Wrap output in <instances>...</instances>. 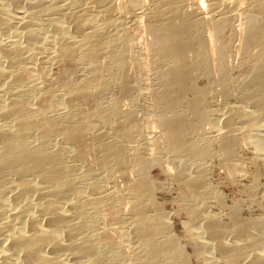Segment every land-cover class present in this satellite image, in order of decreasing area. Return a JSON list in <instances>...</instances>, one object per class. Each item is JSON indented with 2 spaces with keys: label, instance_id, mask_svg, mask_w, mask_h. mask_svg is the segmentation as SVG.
Returning <instances> with one entry per match:
<instances>
[{
  "label": "rangeland",
  "instance_id": "374dc122",
  "mask_svg": "<svg viewBox=\"0 0 264 264\" xmlns=\"http://www.w3.org/2000/svg\"><path fill=\"white\" fill-rule=\"evenodd\" d=\"M133 1L134 0H14L15 5L10 6L8 0H0V13L6 17L9 25L7 29H0V45H9L10 48L8 53V59H10L8 62L4 61L0 56V71L3 70L4 73L9 75L8 77L4 76V78H0V110L3 107L2 103L5 104V101L15 99L16 101H21L22 104L25 103L29 109L36 112L44 105V95H47L48 92L51 98H57L59 101V107L56 111H54L55 115L51 111L47 112V117H53L54 115L58 121V126L68 124L67 122L69 119L71 122L73 121L69 117L73 112V108L68 107L70 105L63 104V97L64 99L66 97L65 95H62L66 92L63 87L68 83L82 84V80L88 75L85 62L83 63L79 60V52L83 50V46H81L82 39H79L80 37H77L78 34L76 35L74 33V25L72 23V19L74 17L80 18L77 23L80 26L82 23L84 24L85 21H92L91 24L96 27L99 26L98 28L102 27L101 23L107 17L106 19L108 20L109 25H106L107 27H103V34H101L102 38L100 39L101 46L98 54L99 57L97 56L102 65L105 63L110 64L112 62L109 52L112 51L113 53H117V51H123L125 53L127 50L122 67L113 63L110 69V75L105 74L102 76L103 80L101 79V81L103 83L101 82V84L105 83L106 87L105 85L103 87L102 85L94 84L89 87L92 92H95L97 86H99L97 88H101L103 91H98L101 92L98 96L100 100L98 98L96 99L99 107H92L91 105L88 106L89 112L93 111L94 116L92 115V112H90L92 116L90 115V118L87 119L90 120V123L88 122L89 124L86 123V126L90 128H88L89 133L87 130L82 131V135L90 138L86 140L87 143L85 144L87 149L90 147V151L87 150L89 152L86 151L87 153L83 158L74 157L71 154L72 152L70 146L61 135H58L55 138L48 137V139L47 137L40 136L38 131L33 128L31 130H27L26 132L28 133L25 134V136L27 135L26 137L30 147H38L40 141L47 139L45 141L48 148H50L49 150L58 153L59 156H56L58 157L56 165L68 171L66 173V180L68 179L67 181L69 184L74 182L71 187L74 189L72 191L77 193L79 196V200L76 202V205L78 206L72 205V199L75 197L72 191L67 190L64 194L57 195L54 191L52 192L54 189L53 184L51 185V183L47 181L45 183V180L38 176L39 174H27L28 176L24 175V177H26L24 180H26L29 189L23 194L19 195L18 193L17 195L16 191L18 192V188L13 177L6 174L3 181L9 183V185L6 184V187L3 189L4 192L2 191L3 193L0 194V223L6 222L10 226H13L15 223L19 222L22 226L26 227V230H28V225L26 224L27 226H25L24 224L28 223L32 219L39 229L50 230L53 236L59 240L58 245L62 248H59V250L54 252H50L46 245H42V247L40 246L41 250L40 248V251L38 250V254L40 252L41 253L39 255L43 254L44 256L52 254L50 257L54 256L53 258L61 262V264H88V262L89 264H92L91 259L93 258V255H85L84 257V254L82 255L77 253V250L75 252V249L77 248L76 246L78 245L77 241L83 238V236L84 240H86V244L90 241L88 245H91L96 253L100 254L102 252V256L106 258V263L151 264L145 255L143 244L139 242V238H137L133 232V218L135 219V214L132 211V204L136 203L138 200L140 201L137 202V205L143 202L145 206L142 204L140 206L144 207V214L147 218H151L155 214V209L154 206L146 199V195H137L136 198L133 188L131 190V187H129L139 175L145 174L147 180L153 185V199L160 206V208H162V213L170 222L173 234L178 239L180 247L183 248L184 254L188 257V263L244 264V259L248 258L250 254L249 250H246V242H248L249 239L248 236L244 237V239H240L235 236L233 232L235 227L232 223V215L237 212L241 214L240 216L244 219H262L264 222V208H262L264 198V164L256 151V147L252 144V140L257 141L258 138L259 140H264V127L259 129L257 128L252 131L247 128L246 131V127H244L243 123L244 120L241 118V114L237 112V108L235 106L237 105L236 102L240 104L245 102L241 103V100L237 97L238 95L240 97L243 93V87L248 84L251 75L255 71L257 62L260 58H264V0H180L181 3L185 4V6L180 9V12H191L192 8L196 7L195 4H199L200 6L202 5L201 8L204 7L202 9L203 15H200L199 18H192L195 25V32L197 30L200 31V41L195 46L196 50L199 49L200 51L203 50V52H205V38L212 35V44L214 46H217L220 43V39L218 40L220 36H222V39H224L225 42L230 41L231 45L230 55L228 54L226 60L223 61L225 63L221 62V64L216 57H212L211 61L213 62V67L215 68L216 66V68L213 69L211 65L208 66L210 69L209 72L211 71L210 73L212 74H210L212 77L210 81L213 80L211 84H209L208 79H205L201 70H199V72L198 70L196 72L194 71V74L192 73L193 81L190 85L195 86L196 89L201 88L203 91L196 96L198 97L196 98V102H199H197V104H201L200 106L197 105V110H199V113L197 111V114H199V116H197V121L201 122L203 130L201 127L198 128V126L196 131L193 130L194 132H188L186 135L188 138H186L190 141V139L195 137L194 141H191L195 144L200 141L202 143L200 145L209 149L205 152L207 154L209 152V155L206 156V154L203 153L200 160L193 158L195 160H192L193 162H191L192 158H183L182 160V158H180L181 156L179 157L174 155V153L172 154L168 148L169 143H166L168 142L166 136L162 135L165 138H161V134L163 133L162 128L160 129V127L158 128L157 126L158 119H164L163 117H166L167 114L165 110V103H163L164 105L161 104V101L158 103V99H156V94H158V91L163 88V84H161L162 82L159 81L160 78L157 77L159 67L162 65L163 68L167 62L163 61L161 58L160 60L155 55L154 51L151 50L152 48L150 49L148 45L146 46L149 35L147 34V31H145V25H148L146 23H148L150 19H148L149 16H142L138 13L144 9H147V12H151L153 11V8H164V6H162L164 3L162 0H140L143 1L142 4L143 6L145 4V6L143 9L139 10L138 7H135L132 4ZM219 1L225 6H228L230 10L228 11L229 14H226L228 16L227 23L224 25L223 31H220V33L218 29H216V25L219 24L217 22L219 19L218 14L217 12L215 13L212 11L218 4L223 5ZM258 1L260 3H258ZM52 4L54 7H57L55 8L57 10L53 12L45 11V8L52 6ZM256 4L257 6L259 5L260 8L256 9ZM104 9H108V13L104 12V14ZM101 15L105 16L104 19H102ZM249 17L254 19V22L256 20L255 23H257L259 27L261 26L260 33L262 34L260 37L263 40L260 38L259 40L261 42L259 40L254 42L255 44H252L254 46L251 45V48H248L249 51L243 53L242 47L244 49V44L242 43H245L244 37L249 29V23L252 22ZM107 20L105 22H107ZM24 28L29 31L25 32ZM30 33L33 38L29 37ZM27 37L31 38V41H29ZM63 40H67V42H71L76 48L77 46L79 48V50L77 48L78 51L73 59V63H75L76 66L74 74L69 73L66 75L62 73L61 65L57 59L59 45ZM258 50L262 55L257 53ZM189 56L191 57V55ZM257 57L258 59L256 60ZM213 58L216 59L215 62ZM248 58L251 59L247 60ZM190 59H192V57ZM19 66L26 68L31 74V82L26 83L28 85H25V87L24 85L20 86L18 84H13V82L11 83L10 81V76L15 74ZM222 66L223 69H221ZM251 69L253 70L252 72ZM222 76L226 77L225 80H227L225 81L227 82L225 88H222L219 86L220 84H218L219 79L222 78ZM123 85L125 87L128 85L125 88L127 91V93L126 91L124 92L125 94L122 93V87H124ZM205 86L209 88H205ZM262 91L264 92V87L261 92ZM185 93H183V96L186 99L193 98V95H191L192 93ZM245 104L246 103L243 104L244 106L241 111L250 113L251 108L249 106L245 107ZM163 106L164 108L162 109ZM179 106L180 105L176 107L175 111L178 110L177 112L179 113L185 112L184 109H186V106H184V104L180 107ZM116 109L118 111H115ZM113 110L116 113H114ZM220 112L223 116V120L225 117H227L226 120H230L228 121V124L231 125L230 134L233 133L231 135L232 137L234 136V155L229 159L230 163L232 162L237 170L235 174H232L226 167L227 165H225L227 160L223 157V151H221L222 148L220 146H218L219 148L217 147L219 142L218 139L216 140V138H214L216 134L210 133V131H213L214 129H210L209 125L206 124L207 122H209L210 125H212V123H216L217 126H215V124L212 126L217 128L220 127L219 129L224 131L225 125L223 126V124H225L224 122L226 120L224 122L218 121L219 118L217 117L221 116ZM123 113L130 116L128 117ZM217 114L220 115L217 116ZM3 118L4 119H0V125L3 128L6 127L5 129H7L6 131L10 136H16V130L12 129V117H6V119L5 117ZM203 122H206L205 124L208 127L205 124L203 125ZM255 122V126H262L264 123V112H262V115H258L256 117ZM90 124L92 125L90 126ZM120 128H122L120 130L121 132L119 131ZM208 129H210V131H208ZM124 132H129L130 136L129 134H127V136H122L121 133ZM196 132L199 134H195ZM12 133L13 135H11ZM96 133L103 136L101 138L102 143H106L107 141V144H110V147L105 148V151L107 150L106 152H108L109 148H112V150L116 148V150H121V153H123V161L121 162L122 165H120L121 163L119 164L121 167L119 165H115L112 159H106V164L104 161L102 162L100 160L97 162L98 156H96V154L98 155L101 149L98 146L100 144L99 140H94V136L97 135ZM90 136L93 137V139ZM197 136L199 137L196 138ZM200 137L203 142L200 140ZM195 139H199L198 142ZM204 139H206V142ZM89 140L90 142H88ZM199 143L197 145H199ZM178 169H181V171H177ZM199 171L200 173H198ZM194 172L196 174H200L201 176L202 174L204 175L202 176L204 177V184L207 185L204 190L208 192L206 195L203 194L195 198V200L190 203L186 197L180 193L179 182L175 176H180V174L181 176H190L192 174V176H194ZM91 184L95 185L94 192L90 191ZM40 195L44 196V200L47 198L45 201L49 200V203L51 202V208L56 207L55 211L60 216H63L62 219H67H65L67 222L63 219L65 225H63V223H60L59 225H50L48 223L50 212L47 210L49 212L47 214V211H45L46 208L41 206ZM216 195H218V198ZM219 198L221 199L219 200ZM92 199H99L98 202L100 206L98 205L96 209L89 208V206L86 205V201ZM109 199H112L115 203L117 202L116 204L114 203V205L118 209L116 211L118 214L114 212V214L109 215L110 213L107 211L106 206ZM104 201L105 203H103ZM101 203L103 204L101 205ZM192 206L196 207L194 208V210L196 209V212L192 210ZM73 207L76 208L77 212L82 211L81 215H83V218L86 221L88 220L89 222L94 223L95 227L93 229L76 228V230L73 226L78 223L80 218L75 214V209ZM22 208L25 209L24 213ZM228 208L229 210H233V212H231V218V213ZM198 212L199 218L197 217ZM204 212L206 214L210 213L212 215H217V218L219 219V230L222 233L221 237L224 242L227 244L229 243V245L237 249L238 252L242 251L244 253L247 251L244 254L241 253L244 258L242 259V262L241 259L237 260L239 261L238 263H232L227 260L224 258V255H221L219 251H216L210 241H207L210 242L209 245L203 242L205 244L203 248L205 252L201 251V254L198 252V249L195 248L196 244L193 239V235L195 234V230H197L198 222L200 223L202 221L200 216H202V214L204 215ZM67 224L71 226H68ZM72 228L75 230L73 229V231ZM97 233H104L113 241L115 240V243L117 241V244L120 245H117V248H120L119 250L121 253L117 254L116 248L107 246L101 242ZM65 240L68 247L65 246ZM73 243L74 248L72 246ZM260 244L259 250L257 249V246L255 248L257 252L264 251V243L262 242ZM242 246L246 248H242ZM239 248L241 251L238 250ZM194 250L198 253L195 254ZM241 254L240 257L242 256ZM15 259L16 258L6 259V264H19V261ZM161 261L159 262L160 264H168L167 260L166 263L164 259ZM4 263L5 260L3 264Z\"/></svg>",
  "mask_w": 264,
  "mask_h": 264
},
{
  "label": "bare ground",
  "instance_id": "6f19581e",
  "mask_svg": "<svg viewBox=\"0 0 264 264\" xmlns=\"http://www.w3.org/2000/svg\"><path fill=\"white\" fill-rule=\"evenodd\" d=\"M142 2L143 1H140V0H134L132 4L135 7H138V9L140 10V9H143L145 6V4L143 6ZM162 2L164 3L162 6H164L165 10L162 7H158V8H153V11H151V12H149V11L147 12L146 11L147 9L146 10L144 9L141 12L139 11V13H138L142 16L143 15L149 16L148 19H150V21L148 23H146L148 25H145V27H146L145 31H147V34L149 35L148 43L146 44V46L148 45V47H150V49L152 48L151 50L154 51L155 55L159 59L161 58L163 61L167 62L166 65H164V63L162 62L164 65L163 68H162V65H160V67H159V73H158L157 77L160 78L159 81L162 82L161 84H163V88H162V90L158 91V94H156V99H158L157 100L158 103L160 101H161V104L165 103V106H166L165 110H166L167 114L165 113L166 117H163L164 119H162V118H161L162 120L158 119V125L157 124L156 125L158 126V128L159 127H160V129L162 128L163 133H165V134H163V133L161 134V138L163 137L162 135L166 136L167 141H168L166 143L167 144L169 143L168 144L169 147L167 145L166 146L170 149L172 154L174 153V155H176V156H179V157L181 156L180 158H182V160H183V158H185V159L186 158H189V159L192 158L191 162H193L192 161V160H194L193 158H196V160L197 159L200 160V158H202V156H203V153L207 152V150H209V149L200 145L202 143L200 141H199L200 143L198 142L199 139L198 140L195 139L199 143V145H197L198 143L195 144L193 142L195 135L193 136L194 137L193 139H190V137H189L190 141H188V139H187L188 136H186L188 132L193 131V130L196 131L198 126H199L198 128L201 127V122L197 121V119H198L197 116H199V114H197V111L199 113V110H197L198 109V107H197L198 101L196 102V98H198V97H196V96H198L203 91L201 90V88L196 89L195 86L190 85V83L192 84V81H193L192 73L194 71L196 72L198 70V72H199V70H201L203 72V76H205V79H208L209 84H211V82L213 80L210 81V79H212V77H211L212 74L210 73L211 71L209 72L210 69L208 68V66L211 65L213 67V64H212L213 62L211 61L212 57H216L217 60L220 61V63L225 61L226 57H228V54L231 51V45H230V41L225 42V40L222 39V36H220L218 38V40L220 39V43L217 46H214L212 44V36H213L212 35V36H209L208 38H205V40H206V45H205V50H204L205 52H203V50L200 51L199 49L196 50L195 46L200 41V38H199V36H200L199 32L200 31L197 30L195 32V30H194L195 25H194V21L192 20V18L193 17L199 18L200 15H203L202 9L204 7L201 8L202 5L200 6L199 4H195L196 7L195 8L193 7L191 12H187V11L180 12V9L185 6V4L181 3L180 0H162ZM8 3L10 6L15 5L14 0H8ZM217 3H213V4H217ZM220 3H222V2H220ZM258 3H260V2L258 1ZM257 4L255 6L256 9L260 8L259 5L257 6ZM55 8H57V7H54L52 4V6L46 7L45 11L53 12V11L57 10ZM161 9H163V10H161ZM190 10H191V8H190ZM212 11L215 13L217 12V14H218L219 19L217 20V22L219 24L216 25V29H218V31L220 33V31H223L224 25H226V23H227L228 16L226 14L228 13V11H230L229 7L225 6L224 4L223 5L218 4L216 6V8H213ZM104 12L108 13V9L103 11V13ZM101 16H102V19H104L105 16L104 15H101ZM106 18L102 21V23H101L102 27L100 26L101 28H98L99 27L98 25H97L98 27L93 26L91 24L92 21L91 22L85 21V23L84 24L82 23V25L80 26L77 24L78 20L80 19L79 17H74L72 19L73 20L72 23L74 25L73 26L74 33L76 35L78 34L77 37L78 38L80 37L79 39H82L81 40V46H83V48L82 47L81 48L83 50H81V52H79L80 53L79 54V57H80L79 60H81V62H83V63L85 62V67L87 66L86 68L88 71V75L86 77L84 76L85 78L82 80L83 81L82 84H70L67 82L68 84L64 85V87H63L64 90L66 91L65 93L62 94V95L66 96L65 99L63 97V104L64 105H70L68 107L73 108V112L69 116L73 120L72 122L68 117L70 123L68 121L67 122L68 124L58 126V121H57L56 117H54V115H55L54 111H56L57 108L59 107V103H58L59 101L57 100V98H51V96L48 92H47V95H44L45 96L44 105L42 104L43 106H41L36 112L29 109L25 103L22 104L21 101L19 102V101H16L15 99L5 101V104H3L1 101L3 107L0 110V119H4L3 117H5V119H6V117L7 118L12 117V120H11L12 121L11 123H13L12 129L16 130V133H15L16 136H10L6 131L7 129H5L6 127L3 128L0 125V194L4 192L3 189L6 187V184L9 185V183L3 181V178H5L6 174L13 177V179L16 183V186L18 188V192L16 191L17 195H18V193H19V195L23 194L24 192H26L29 189V186H28L26 180H24V178H26V177H24V175H27V174H34V175L39 174L38 176L40 178H42L43 180H45V183L47 181V182L51 183V185L53 184L54 189L52 190V192L54 191V193H56L57 195H62L67 190H70V191L74 190L71 187V185L74 182L72 183L70 181L72 184H69L67 181L68 179L66 180V178H67L66 173L68 171L65 169H62L61 167H58L56 165L57 160H58L57 159L58 157H56V156H59V155H58V153H55V152H52L49 150L50 148H48L47 143L45 141L47 139H43L44 141H40L38 147L33 148V147L29 146L30 144H28V140L26 137L27 135L25 136V134L28 133V132H26L27 130H31L33 128V129H36V131H38L40 136H44L47 138L48 137L55 138L58 135H61L62 138H64L65 141L67 142V144L70 146L71 152H72L71 154L74 157L83 158L86 155V153L90 151L89 150L90 147L87 149V147L85 145L87 143L86 140H88L90 138L88 136L82 135V131L87 130L89 133L90 128L86 126V123H88L90 121V120H87L90 118V115H91L90 112H92V115L94 114V112L93 111L89 112L88 106L91 105L92 107H99L98 102H96V99L98 98L99 94H101V92H98V91H100V90L103 91V89L97 88V87H99V86H97L95 92H92V91H90L89 87L92 84L102 85L103 87L105 85V87H106L105 83L101 84L102 76L105 74L110 75V69H111V66L113 65V63L118 65L119 67H122L124 60H125V53L127 54V50L125 53L123 51H119V52L117 51V53H113L112 51L109 52V54L111 56L110 58L112 61V62L111 61L110 62L112 64L111 63L110 64L105 63L106 65L105 64L102 65V63L100 62V59L97 58V56L100 52V46H101L100 45V39L102 38L101 34H103L102 33L103 27H107L106 25H109V22ZM249 18L251 19V17H249ZM86 20H88V19H86ZM106 20H107V22H105ZM251 20H252V22L249 23L250 24L249 29L248 30L246 29L247 30L246 36L244 35L245 36L244 37L245 43H242L243 41L241 42L242 44H244V49L241 46L243 53H246L247 51H249V49L251 48V45L254 42H257L261 38L260 36L262 34V33H260L261 32L260 31L261 26L259 27L258 24L255 23L256 20H255V22L253 21L254 19H251ZM176 21H178V22H176ZM8 27H9V25H8L6 17H4L0 13V29L1 28L7 29ZM24 29H25V32L29 31L26 28H24ZM209 30H211V29H209ZM207 33H208V30H207ZM207 33H205V34H207ZM244 33H245V31H244ZM147 34H146V36H147ZM215 34H216V32H215ZM31 35H32L31 33H30V36L28 34L29 37H31ZM29 37H27V39H29V41H31V38H33V37H31V38H29ZM201 40H202V38H201ZM261 40H263V39L261 38ZM199 45H200V43H199ZM252 46H254V45H252ZM257 47H259V46H257ZM77 48H78V46H77ZM77 48L75 47V45L73 43L67 42V40H63L61 42V44L59 45V50H58V52L56 51L58 53V57L57 56L56 57H57L60 65H61L62 73L66 74V75L69 73L74 74L76 66H75V63H73V59H74V56L76 55V52L79 50V48H78V50H77ZM263 48H264V46H263ZM122 50H124V49H122ZM9 51H10L9 45L8 46L7 45H0V52H1L0 56L6 62H8L10 59V58L8 59ZM19 52H20V49H19ZM262 52H263V50H262ZM257 53H259V50ZM189 55H191L192 59H190L191 57ZM260 55H262V54H260ZM75 58H77V57H75ZM100 58H101V56H100ZM57 59H55V60H57ZM244 59H246V58H244ZM249 59H251V58H248L247 60H249ZM253 59H254V57H253ZM257 59H258V57L256 58V60ZM215 60L216 59H214V62H215ZM247 60H245V61H247ZM223 63H225V62H223ZM215 68H216V66H215ZM215 68L213 67V69H215ZM221 69H223V66L221 67ZM252 71L253 70L251 69V72ZM30 75H31L30 71L28 72V70L26 68L19 66V68L15 72V74H13V76H10V79H11L10 81H11V83L13 82V84H18L20 86L24 85V87H25V85H28L26 83L31 82ZM4 76L8 77L9 75L4 73L3 70L0 71V78L1 77L4 78ZM201 76H202V74H201ZM128 77H127V79H128ZM217 78H219V77H217ZM225 79H226V77H224V76H222V78L219 79L218 84H220L219 86H221L222 88H225V86L227 85L226 84L227 82H225L227 80H225ZM122 82H123V80H122ZM245 83H246V81H245ZM126 87L125 86L122 87L123 88L122 93H124L126 91V89H125ZM263 87H264V58L263 59L260 58V60L256 64L255 71L251 75V78H250L248 84L244 85V87H243L244 88L243 93L240 95V97H239V95L237 97L239 100H241V103H243L245 101L244 102V103H246L245 107L249 106L251 108L250 113H247L245 111H243V112L241 111L242 107L244 106L243 105L244 103L240 104V103L236 102L237 105L235 106L237 108V112L239 114H241V116H242L241 118L244 120L243 123H244V127H246V129H245L246 131H247V128L252 131V130H255L257 128L259 129V128L264 127V123L263 124L261 123L262 124V126L260 125L261 127L258 125L255 126L256 125L255 124L256 123L255 122L256 117L258 115H262V112H264V92L263 91L261 92ZM205 88H209V87L205 86ZM226 89H227V87H226ZM185 92H189L190 94L192 93L191 95H193V98L192 99H186L183 96V93H185ZM126 93H127V91H126ZM235 95H237V94H235ZM182 104H184V106H186V109H184L185 112L179 113V112H177L178 110L175 111L176 107H178V105L181 106ZM200 105L201 104H199L198 106H200ZM163 108H164V106L162 107V109ZM97 109H99V108H97ZM243 110H245V109H243ZM49 111L54 113L53 117H47V114H48L47 112H49ZM115 111H118V110L116 109ZM113 112H114V110H113ZM114 113H116V112H114ZM98 114H100V113H98ZM123 114H125V113H123ZM204 114H206V113H204ZM220 114H221V112H220ZM220 114H217V116ZM126 116L129 117L130 115H126ZM217 118H219L218 119L219 122H224L227 117H225V119L223 120V116L221 114V116H219ZM104 120H105V118H104ZM243 120H241V121H243ZM228 121H230V120L227 119L224 122L225 124H223V126L225 125L224 128L226 131L224 129H223L224 131H222L221 129H219L220 127H218V128L215 127V126H217L216 123H214L215 124L214 127L212 126V125H214L213 123H212V125H210L209 122H207V123L203 122L202 124L204 125L206 123L207 125H209L210 129H212V128L214 129L213 131H210V129H208V131H210V133L216 134V136H214V138H216V140L218 139V142H219V144H217V147L220 146L222 148V150L221 149L220 150L223 151V153H222L223 157L227 160L226 161L227 163L225 165H227L226 167L229 169V171L232 174H235L237 172V170L235 169V166L232 164V162L230 163V159H229V158H232L234 155L233 147L235 145L233 144V140H234L233 137L234 136L232 137V135H231L233 133L230 134V126L231 125L228 124ZM91 125L92 124H90V126ZM219 126H221V125H219ZM203 128H204V126H203ZM121 129L122 128H120L119 131ZM160 129H158V130H160ZM201 129H202V127H201ZM206 129H204V130H206ZM131 131H130V133H131ZM208 131H206V132H208ZM126 132L121 133V135L127 136V134H129V136H130V133L129 132L126 133ZM232 132H234V131H232ZM197 133L198 132H196L195 134H197ZM96 134L97 135L94 136V140L95 139L97 141L99 140L100 144L98 146L101 149L99 154L98 155L96 154V156H98L97 162L100 160L102 162L104 161V163H105L106 159H110V160L112 159L115 165H119L123 161L122 160V158H123L122 154L123 153H121V150L120 151L116 150L117 148L115 147L116 149L112 150V148L111 149L109 148L108 152H106L107 150L105 151V148L110 147L109 146L110 144H107V141L105 139L104 140L106 141V143L105 142L102 143L101 138L103 136H101V134H98V133H96ZM204 134H206V133H204ZM11 135H13V133ZM207 135H206V137H207ZM210 136H212V135H210ZM198 137L199 136H197L196 138H198ZM53 138H51V139H53ZM91 138L93 139V137H91ZM129 138H131V137H129ZM163 138H165V137H163ZM191 140H193V141H191ZM200 140L203 142L201 137H200ZM204 141L206 142V139H204ZM249 141H250V139H249ZM263 141L259 140V138H258L257 141L252 140V144H254V146L256 147V151L258 152V155H259V157H261L260 159L262 160V162L264 164V142ZM88 142H90V140ZM205 142H204V144H205ZM109 143H111V142H109ZM207 143H206V145H207ZM118 149H119V147H118ZM87 150H89V151H87ZM91 153H92V151H91ZM168 153L170 154L169 151H168ZM205 154L207 156V155H209V152H208V154L207 153H205ZM84 161H86V160H84ZM120 165H122V163ZM189 165H190V163H189ZM86 171H87V169H86ZM177 171H181V169L180 170L178 169ZM192 173H193V171H192ZM198 173H200V171ZM198 173L197 174L195 173L196 176L195 175L192 176L193 174L190 176L189 175L181 176V174H180V176H175V178H177L178 179L177 181L179 182L180 193L182 195H184V197H186V199L190 203L193 202L195 200V198H197L203 194L206 195L208 192V191L206 192V190H204L207 187V185L204 184V177H202L204 175L201 173L202 174V176H201ZM129 187H131V190L133 188V192L135 193L136 198H137V195H142V196L146 195L147 196L146 199L149 201L150 204H152L154 206V209H155V214L151 218H147L146 215L144 214V207L140 206L141 204L144 205L143 202L141 204L137 205V202L140 200H138V201L136 200L137 202L132 204L133 205L132 211L135 214V219L133 218V220H134L133 232L135 233L137 238H139V240H140L139 242H141L143 244V246H144L143 249H145L144 251H145V255H146L148 261H150L151 264H158L162 259H164L165 263H166V260L168 261V264H190V263H188L187 255L184 254L183 248L180 247L178 239L175 237V235L173 234V231L171 230L170 222L168 221L166 216L162 213V211H161L162 208H160V206L153 199V192H152L153 191V185L151 184V182H149L147 180L146 175L145 174L139 175L137 177V179H135V181ZM94 188H95V185L91 184L90 185V191L94 192ZM209 188H210V186H209ZM72 193L75 195V197L73 196L74 199H72V202H73L72 205H76V202L79 200L78 199L79 196L77 195V193H75L73 191H72ZM216 196L218 198V195H216ZM46 199L47 198H45V200ZM142 199H143V197H142ZM220 199L221 198H219V200ZM45 200H44V196L40 195L41 206L46 208L45 211L49 210V212H50V218L48 216V218H49L48 223L50 225H57V224L59 225L60 223L61 224L63 223V225H65L64 221H66L67 219L65 218L66 219L65 220L63 218L64 219V221H63V219H62L63 216H60L55 211L56 207L51 208V206H50L51 202L49 203V200H47L48 202ZM143 200H141V201H143ZM98 201H99V199L87 200L86 205L89 206V208L96 209V207H98V205L100 206ZM103 203H105V201ZM103 203H101V205ZM114 203L115 202L112 199H109V201L106 203L107 204L106 205L107 211L110 213L109 215L114 214V212H116L118 210L116 208V206L114 205ZM223 204H224V202H223ZM76 206H78V205H76ZM194 206H195V203H194ZM25 207H26V205H25ZM24 208H22L23 213L25 212ZM194 208H196V207H193L192 210H194ZM262 208H264V198H263ZM74 209L73 210L75 211V214L78 215V217L80 218L78 223L76 222L77 224L75 226H73L75 229L76 228H78V229L79 228H86V229L91 228V229H93L95 227L94 223L89 222L88 220L86 221L83 218V215H81L82 211L77 212L76 208H74ZM80 209H81V207H80ZM228 210H229V208H228ZM230 210H229L230 213L233 212V210H231V211ZM0 211H1V209H0ZM74 211H72V212H74ZM49 212L47 211V214ZM194 212H196V209L194 210ZM116 213L118 214V212H116ZM71 215H73V214H71ZM197 215H198L197 217L199 218V212ZM231 215H232V213L230 214V218H231ZM240 215L241 214H239L237 212L232 215V223L234 224V227H235L233 232H234L235 236H237V238H240V239H244V237L248 236L249 241L246 242L247 248L242 246V248L244 247V248H246V250H249L250 254H249L248 258H245V259L243 258V255L241 254L243 252L240 250L241 246L238 249L241 252H238L237 249H235L233 246H230L229 243L227 244L226 242H224L222 240V237H221L222 233L219 230V219L217 218V215L216 214L212 215L210 213L206 214L205 212H204V215L202 214V216H200L202 221L200 223L198 222L197 230L194 229L195 234L193 233L194 234L193 239H194L195 244H196L195 248L198 249V252L200 254H201V251L205 252V250H203L204 245H205L203 242H205L208 245L211 242L213 244L214 248L216 249V251L217 252L219 251L221 253V255H224V258L231 261L232 263L233 262L238 263L239 261H237V260H240V259L242 262L243 261L242 259H244L245 260L244 264H264V255H263L264 251L257 252V250H255L256 246L258 247L257 249L259 250V245H261L260 243H262V242L264 243V222L262 221V219H257V220L256 219L255 220L244 219ZM24 225L27 226V228L29 227L28 230H26V227L22 226V224H20L19 222L15 223L13 226H10L6 222L0 223V264H3L4 260H5L4 264H6V259L8 260V259H12V258H16L19 261V264H61V262H59L53 258L54 256L50 257V255H52V254H50L49 256H44L43 254L39 255L41 252L38 254V250H39V248L41 250L42 245H46V247L49 248L50 252H54L56 250H59V248L60 249L62 248V247H59V245H58L59 240L53 236L52 232L50 230H45V229H41V228L39 229L36 226V223L32 219H31V221H29L28 223H25ZM68 226H71V225H68ZM74 228H72V230ZM72 234H73V232H72ZM70 236H72V235H70ZM98 236H99L101 242H103L105 245L116 248L117 254L121 253V251L119 250L120 248H117V245L120 246L119 244H117V241L115 243V240L113 241L111 238L106 236L104 233H99ZM70 241H71V239H70ZM207 241H210V242H207ZM77 242H78V245L77 246L75 245L77 247V248L75 247L76 248L75 252L77 250V253H80L82 255L84 254L83 255L84 257H85V255H89V256L93 255L92 256L93 258L91 259L92 264H109L108 262L106 263V258L102 256V254H101L102 252L100 253L101 254L100 255L94 251V248L91 245H88L90 241H88L86 244V240H84V236H83V238L79 239ZM65 243H66L65 246H67L66 240H65ZM242 244H243V242H242ZM73 245H74V243L72 244V246ZM73 248H74V246H73ZM67 250H68V248H67ZM198 252L195 251V254ZM246 252L247 251H245L244 253H246ZM80 254H78V255H80ZM240 254L242 255L241 256L242 258L240 257ZM89 256H88V258H89ZM88 264H89V262H88Z\"/></svg>",
  "mask_w": 264,
  "mask_h": 264
}]
</instances>
